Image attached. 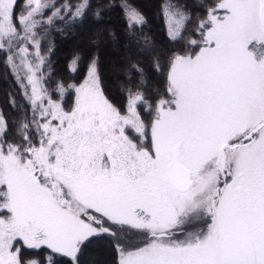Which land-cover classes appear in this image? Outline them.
<instances>
[{"label":"snow or ice","instance_id":"obj_1","mask_svg":"<svg viewBox=\"0 0 264 264\" xmlns=\"http://www.w3.org/2000/svg\"><path fill=\"white\" fill-rule=\"evenodd\" d=\"M90 5L0 0V53L28 104L15 135L0 111V264H52L44 250L79 264L101 235L118 264H264V0H199L193 35V14L167 0L169 38L184 46L154 57L166 73L154 101L132 65L141 79L124 108L96 56L79 84L49 83L38 29ZM115 6L148 51L145 15Z\"/></svg>","mask_w":264,"mask_h":264},{"label":"trees","instance_id":"obj_2","mask_svg":"<svg viewBox=\"0 0 264 264\" xmlns=\"http://www.w3.org/2000/svg\"><path fill=\"white\" fill-rule=\"evenodd\" d=\"M25 0H18L20 7ZM81 0H54L57 6L69 4L75 10V6ZM122 0H91V5L83 18L73 19L71 12H64L63 20H55L53 25H45L38 31L46 35L41 40L42 52L48 55L51 75L49 83L55 86L56 82L65 85L82 82L86 75L91 59L98 57V69L101 86L105 95L118 107L124 108L127 103L126 90L139 85L140 74L132 68L133 64L143 69L145 84L140 88L149 100L156 99L157 92H163L166 85V73L157 72L153 66L154 57L162 61L172 52L184 46V42L172 41L167 33L165 16L162 5L167 0H129L147 18V25L143 33L151 38V48L144 51V42L139 44L133 41L136 36L129 37L124 13L119 6L108 7V4L119 5ZM176 2V0H173ZM193 14V24L189 26V35H193L191 29L195 26L196 14H203L199 6V0H179ZM100 10V18L95 13ZM51 14V9L46 10L45 18ZM49 45L51 51L48 52ZM80 56V62L75 72L71 69V61L75 56ZM5 56L0 53V111H3L9 121L12 135H15L14 127L19 122L23 110L28 108L27 101L22 91L16 84L11 71L4 63ZM130 78V79H129ZM16 101L17 107H13L12 101ZM74 100V93L69 92L65 96V103L70 105ZM45 256H52V264H73L70 258L59 254H52L50 250H44ZM108 254L107 262H97L99 254ZM79 264H118V254L114 247V240L107 235L91 238L79 254Z\"/></svg>","mask_w":264,"mask_h":264},{"label":"rangeland","instance_id":"obj_3","mask_svg":"<svg viewBox=\"0 0 264 264\" xmlns=\"http://www.w3.org/2000/svg\"><path fill=\"white\" fill-rule=\"evenodd\" d=\"M165 23H166L167 33H168V26H167L166 20H165ZM108 258H109L108 254L103 253V254L97 255V257L95 259L97 262L103 263V262H107Z\"/></svg>","mask_w":264,"mask_h":264}]
</instances>
